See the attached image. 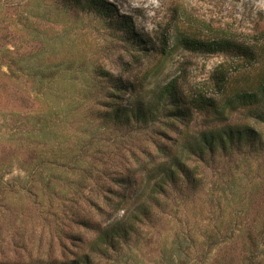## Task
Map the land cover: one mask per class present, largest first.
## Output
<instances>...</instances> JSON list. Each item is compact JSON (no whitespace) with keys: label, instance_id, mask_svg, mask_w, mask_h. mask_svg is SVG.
I'll list each match as a JSON object with an SVG mask.
<instances>
[{"label":"rangeland","instance_id":"rangeland-1","mask_svg":"<svg viewBox=\"0 0 264 264\" xmlns=\"http://www.w3.org/2000/svg\"><path fill=\"white\" fill-rule=\"evenodd\" d=\"M105 1L133 21L143 49L70 0H0V264H71L76 258L87 264L85 258L92 254L95 228L68 230L82 242L60 236L65 218L61 212L56 222L48 210L49 175L38 163L50 145L67 148L77 136L89 142L92 134L104 147L87 160L109 174L129 161L138 180L137 163L127 150L140 160L144 145L155 153L151 135L134 134L131 140L129 127L108 125L93 111L100 106L91 89L100 81L98 69L136 86L131 103L130 88L123 96L125 107L145 106L172 79H178L186 96L215 100L223 96L225 80L227 95L264 80V0ZM187 38L201 41L202 47L188 48ZM220 40L231 48L216 50L213 44ZM240 49L248 50L249 57L241 56ZM35 67L59 70L60 75L46 74L45 87L38 91L35 86L42 80L33 74ZM194 117V133L248 123L264 137V125L245 120L241 109L223 121L205 113ZM164 124L156 130L165 144L185 127ZM203 172L204 187L171 198L166 210H153L109 256L92 254L91 264H264V152L222 157ZM111 180L103 176L101 184L117 188ZM95 187L94 180L86 198H97L91 191ZM97 199V207L82 202L88 211L82 214L94 222L91 227L104 228L109 216L112 221L125 216V211L114 214L105 208L101 194ZM136 202L133 197L132 204ZM101 206L111 213L103 215Z\"/></svg>","mask_w":264,"mask_h":264},{"label":"trees","instance_id":"trees-1","mask_svg":"<svg viewBox=\"0 0 264 264\" xmlns=\"http://www.w3.org/2000/svg\"><path fill=\"white\" fill-rule=\"evenodd\" d=\"M70 3L82 12L107 21L113 30L122 32L126 37H132L133 43L139 46V49H143V41L135 39L133 21L127 16L120 15L112 4L105 0H70ZM183 41L193 50L202 47L201 41L193 38ZM213 47H216V50L231 48L230 44L223 40L215 41ZM240 55L249 57L250 53L248 50L240 49ZM32 72L35 77L40 76L42 80L38 81L40 86H35L39 88L38 91H42L45 87L46 74L60 75L59 70L43 67H35ZM96 77L100 81L91 89L100 106L93 111L108 125L118 129L129 127L130 131L127 135L131 140L136 138L134 134H146V137L151 135L149 139L157 149L155 153H149L147 146L144 145L140 150L144 156L142 160L138 158L136 152L127 150L131 151L130 157L137 163L139 180L133 177L135 172L129 161L113 169L112 174L106 169L100 173L97 166L87 160L89 154H98V151L101 153V148L104 147L100 144L102 140H96L92 134L89 142L77 136L78 139H74L75 142L67 148L61 144L50 145L46 157L38 163V167L41 168L42 164L49 175L45 183L47 200H49L48 210L56 222L61 212L65 218L60 236L82 242L83 238L79 234L69 233L68 230L80 226L86 229L95 228L98 233L91 244L92 254L109 256L111 251L118 248L121 241L129 240L133 232L139 230V225L152 217L153 210L160 207L166 210L171 198L204 187L206 185L204 167L214 165L222 157L233 160L236 155L248 157L264 152L263 133L256 126L248 123L238 124L237 128L225 126L196 133L191 131L195 113L210 114L215 119L223 121L236 109L244 111L245 120H253L254 124L264 125V80L251 89L238 88V92L232 95H227L225 89L228 88L229 80H225L222 83L224 97L215 100L201 94L186 96L178 79H172L162 89L153 92L152 99L145 103V106L125 107L123 96L130 88L127 102L131 103V100L136 98V86L131 84L129 87V83L122 77H116L104 69H98ZM161 123H166L164 124L166 127L167 123H169L168 127L181 123L185 127L171 144H165L159 140L160 135L156 130L157 125ZM44 125L48 127L49 123L45 122ZM44 134L49 141L50 134L47 132ZM33 139L36 143V137ZM103 176L104 178L111 176V185L117 188H112L109 183L107 189L104 188V184H101ZM94 180L97 187L95 190L91 188V191L97 192V198L101 194L106 204L105 208H113L117 212H113L114 214L125 211V216L121 219L112 221L109 216L105 220L107 225L104 228L98 224L91 227L89 223L94 224V222L82 214H88L82 204L84 200L88 201L89 205L95 207L98 205L97 198H86L87 193L90 192L87 187ZM234 185L236 186V183ZM27 191L36 198L40 197L39 192L35 193L31 188ZM113 197H116V201ZM133 197L137 201L135 204H132ZM105 208L101 206L99 209L107 216L111 212L105 211ZM92 254L85 258L87 264L92 263ZM71 264H79V258L73 260Z\"/></svg>","mask_w":264,"mask_h":264}]
</instances>
